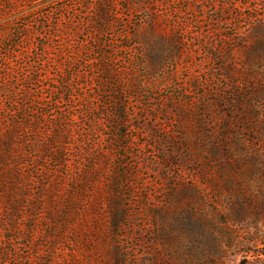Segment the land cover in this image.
<instances>
[{
  "label": "rangeland",
  "instance_id": "rangeland-1",
  "mask_svg": "<svg viewBox=\"0 0 264 264\" xmlns=\"http://www.w3.org/2000/svg\"><path fill=\"white\" fill-rule=\"evenodd\" d=\"M97 1L0 0V30L5 25L33 29L48 17L61 19L60 27L68 19L92 21ZM110 1L116 26L107 29L102 46L94 44L91 31L71 44L74 51L87 45L96 52L89 53V65L98 58L95 46L110 57L115 73L110 91L124 108L115 129L122 144L110 146L112 105L92 99V112L84 116L81 99L69 106L64 96L55 97L56 116L74 111L69 169L80 168L75 152L88 135L81 126L95 133L87 137L92 157L100 148L108 161L101 168L100 190L90 188L87 199L86 207L100 203L86 217V255L75 247L71 231L52 264L264 259V0ZM45 30L54 34L51 27ZM44 37L35 33L30 54ZM12 55L13 63L18 59ZM58 68L47 77L56 75L59 88L66 67ZM97 84L91 79L84 94L97 96ZM49 85L44 83L45 97ZM115 174L128 211L119 229L111 228L106 202L112 194L109 176ZM63 183L61 195L71 182ZM38 244L46 259L48 245Z\"/></svg>",
  "mask_w": 264,
  "mask_h": 264
},
{
  "label": "trees",
  "instance_id": "trees-1",
  "mask_svg": "<svg viewBox=\"0 0 264 264\" xmlns=\"http://www.w3.org/2000/svg\"><path fill=\"white\" fill-rule=\"evenodd\" d=\"M97 2L92 21L84 19L75 23L74 19H68L66 27H60L61 19L48 17L41 23L36 22L33 29L27 25L21 28L5 25L0 30V264H52L57 246L71 231H74L73 242L77 250L84 256L87 253L84 244L89 236L86 217L100 203L97 200L96 205L86 207L87 199L91 196L90 188H99L100 179L104 177H101V168L107 165L108 159L105 161L100 148L95 149L96 155L92 157L91 142L87 137L95 133L92 129L87 132L81 126L80 132L88 135H82L75 152L77 161L81 160L77 166L80 168L77 173L69 169L70 146L76 144L71 140L76 126L74 111L69 109L56 116L58 101L55 97L64 96L69 106L74 103V98L81 99L84 116L92 112V99L102 100L106 106L112 105L110 146L115 149L114 145L121 138L115 129L121 122L124 108H120L116 93L110 91L115 78L111 59L97 46H102L103 35L116 23L112 21V1ZM47 26L54 34H47ZM89 31L95 35L94 44L97 45L98 58L93 65L88 61L91 60L89 53H96L94 50L84 45L82 51H74L71 44L72 38L87 35ZM35 33L38 37L44 33L46 37L39 42L36 54H30ZM10 54L18 60L12 63ZM14 63L19 66H13ZM59 65L66 67V74L62 75L64 81L58 88L56 80L54 82L56 75L53 78L47 75L52 68L58 72ZM91 79L98 83L94 97L84 94L83 90ZM47 82L52 83L47 89L50 98L44 95V83ZM117 177L116 174L115 178L109 176L108 191L112 194L106 198L113 216L112 229L122 227L128 213L121 195V179ZM66 179L71 182L70 189L61 195V185ZM97 194L102 197L100 191ZM82 199L87 201L83 206L79 204ZM100 230L98 233L102 236ZM41 240L48 245L46 259L38 244ZM243 262L264 264V259ZM115 264L121 263L116 261Z\"/></svg>",
  "mask_w": 264,
  "mask_h": 264
}]
</instances>
